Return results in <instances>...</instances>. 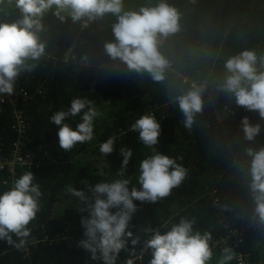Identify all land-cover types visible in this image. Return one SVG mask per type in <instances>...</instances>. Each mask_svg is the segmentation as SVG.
Segmentation results:
<instances>
[{"label":"trees","instance_id":"obj_1","mask_svg":"<svg viewBox=\"0 0 264 264\" xmlns=\"http://www.w3.org/2000/svg\"><path fill=\"white\" fill-rule=\"evenodd\" d=\"M161 0H123L124 11H139L141 7H155ZM180 14L179 31L163 39L159 51L168 60L164 80L154 81L149 74H138L112 61L104 45L114 41L112 25L117 18L106 14L83 26L73 22L70 10L56 16L55 8L42 18L43 30L37 33L45 52L31 71H22L15 89L33 93V99L23 104L30 119L29 142L23 151L34 161L42 159L40 167L17 166L14 177L5 168L0 171V194L11 188L13 182L31 171L40 185L41 210L30 223L31 235L21 248L0 240V264H102L92 260L91 253L78 246L84 239L80 202L66 193L67 186L85 190L83 181L91 185L117 179L123 156L120 148H131L133 156L125 176L136 182L140 161L151 155V149L130 131L131 125L143 114L153 113L161 124L157 151L172 158L187 170L182 183L170 195L156 203L134 201L137 211L130 221L129 231L141 236L136 247L134 264H148L150 256H137L146 238L141 228L168 227L181 218L195 220L194 231L208 233L212 259L207 264H220L225 254L213 250V242L220 241L225 229L219 223L227 217L234 227L247 226L258 217L249 191L250 158L246 148L264 147V119L258 112L237 106L218 92L217 85L226 75L225 61L244 50L255 51L264 57V0H164ZM3 23L22 18L16 0L0 2ZM105 65L107 68L100 69ZM257 67L264 71L259 62ZM179 75L198 83L208 84L211 97L203 98V110L194 116L191 128H185L184 116L175 97L189 90ZM74 98L92 102L100 115L94 120V138L77 144L71 152L59 147V127L50 124V116L66 111ZM221 107H230L235 115L219 113ZM171 105L163 108L167 103ZM220 116H219V115ZM222 115L226 117L221 118ZM260 124L261 132L255 141L244 139L241 121ZM66 123L75 129L80 116ZM115 137V150L105 157L99 146L109 137ZM17 134L12 129V109L0 112V155L10 157ZM215 193V194H214ZM215 198L218 202H215ZM113 211H116L115 209ZM167 228L161 227V231ZM13 239L17 238L13 236ZM249 264H264V225L247 230L244 235ZM17 242H19L17 240ZM226 241V247L231 243ZM130 244V241H129ZM129 258L122 252L117 264ZM226 264H234L226 261Z\"/></svg>","mask_w":264,"mask_h":264},{"label":"clouds","instance_id":"obj_2","mask_svg":"<svg viewBox=\"0 0 264 264\" xmlns=\"http://www.w3.org/2000/svg\"><path fill=\"white\" fill-rule=\"evenodd\" d=\"M2 2V0H0ZM16 8L22 18L13 23H0V95H12L22 71H31L45 52V45L40 42L37 33L43 30L42 18L46 12L55 8V15L70 10L71 20L83 21V26L112 14L117 22L112 25L114 41L104 45L106 55L112 61H119L127 70L138 74L147 73L154 81L164 80V73L169 67L168 60L159 51L163 39L179 31L180 14L176 8L164 0L155 7H141L139 11H124L123 0H16ZM264 57L258 61L252 50H244L225 61V78L217 85V91L224 93L235 104L250 111H256L264 119ZM203 85L195 82L184 95L175 97L184 116L185 128H191L194 116L203 110ZM100 115L92 102L74 98L70 107L54 112L50 124L58 126L59 147L71 152L77 144L90 142L94 138V120ZM80 116L75 129L66 123L70 118ZM244 139L249 142L261 132L260 124L253 125L247 117L241 121ZM130 131L138 134L139 141L152 154L142 159L138 165L136 182L126 177V169L133 156L131 148H120L123 156L117 179L100 182L94 186L87 181L82 183L85 190H77L69 185L66 193L77 197L80 202L84 239L78 246L91 253L92 260L102 264H117L122 252L129 258L124 264H134L136 247L141 244V236L129 231L130 221L137 211L134 201L156 203L170 195L173 188L179 186L187 176V170L177 160L159 153L156 149L161 134V124L151 113L141 115ZM116 138L109 137L99 146V151L107 157L115 150ZM250 158L248 184L255 203V214L264 221V147L258 150L245 149ZM40 185L31 171L16 179L11 188L0 194V240L9 245L23 247L31 235L30 223L37 218L41 210ZM116 211H113V210ZM195 220L181 218L178 223L168 227L165 221L160 227L141 228L146 237L140 248L141 255L148 254V264H207L212 259L208 233L194 231ZM161 227L167 228L161 231ZM13 236L17 239L14 240ZM17 240L19 242H17ZM130 241V244H129ZM229 250L225 249L220 264L231 260Z\"/></svg>","mask_w":264,"mask_h":264},{"label":"built area","instance_id":"obj_3","mask_svg":"<svg viewBox=\"0 0 264 264\" xmlns=\"http://www.w3.org/2000/svg\"><path fill=\"white\" fill-rule=\"evenodd\" d=\"M1 8V6H0ZM0 23L2 19L0 17ZM116 66H119L121 63L116 62ZM108 66L102 65L99 68H107ZM179 78L182 79L184 83L189 85V90L191 89V85L195 82L191 80L187 76L179 75ZM197 85H203L204 91L202 94V99L206 97H211V92L208 89L207 82L198 83ZM188 90V91H189ZM187 91V92H188ZM187 92H184L186 94ZM33 99V93L30 94L29 91L25 89H15L12 95H0V112H2L5 108L9 107L12 109V129L17 134V141L13 144V150L10 157H6L4 155H0V171L8 168L13 176L15 175V170L17 166L20 167H40L44 164L42 159L34 161L32 157L26 154L23 151V146L26 142H29V131H30V119L26 114L25 109L23 108V104L29 102ZM216 105H220L217 100H213ZM171 105V102L167 103L163 108H167ZM220 112L229 115H235L234 111L228 106L220 105ZM151 114H153L151 112ZM219 115V114H218ZM220 116V115H219ZM215 194V193H214ZM215 202H218V199L215 198ZM219 223L223 225L225 229V235L220 239V241L213 242V250H219L221 253L225 254V249L229 250V254L232 259L229 261H233L234 264H249L248 261V252L245 245L244 235L247 230H256L260 226L264 225V221H260L259 217L253 220L251 224L247 226L234 227L230 220L227 217H221ZM226 241L231 243L230 248L226 247ZM227 242V243H228ZM146 254L141 255V252L138 254V260H142V258Z\"/></svg>","mask_w":264,"mask_h":264},{"label":"rangeland","instance_id":"obj_4","mask_svg":"<svg viewBox=\"0 0 264 264\" xmlns=\"http://www.w3.org/2000/svg\"><path fill=\"white\" fill-rule=\"evenodd\" d=\"M226 117L225 115H222L221 118Z\"/></svg>","mask_w":264,"mask_h":264}]
</instances>
